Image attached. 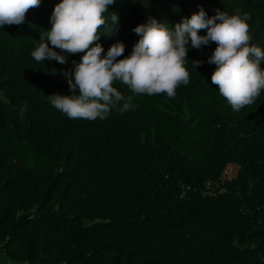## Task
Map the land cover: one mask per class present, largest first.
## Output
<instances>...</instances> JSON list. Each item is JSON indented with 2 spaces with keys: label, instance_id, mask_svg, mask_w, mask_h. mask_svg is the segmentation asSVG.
<instances>
[{
  "label": "trees",
  "instance_id": "1",
  "mask_svg": "<svg viewBox=\"0 0 264 264\" xmlns=\"http://www.w3.org/2000/svg\"><path fill=\"white\" fill-rule=\"evenodd\" d=\"M59 2L42 0L23 24L0 28L7 264H264V90L234 111L211 82L212 43L189 49L190 82L174 97L134 95L123 114L70 119L47 96L72 94L63 72L82 54L64 53L66 64L31 56ZM201 7L209 17L247 13L251 43L264 48V0H117L100 30L104 54L119 40L118 59L130 55L118 36L138 37L133 29L149 16L174 29ZM113 12L118 30L103 34Z\"/></svg>",
  "mask_w": 264,
  "mask_h": 264
},
{
  "label": "clouds",
  "instance_id": "2",
  "mask_svg": "<svg viewBox=\"0 0 264 264\" xmlns=\"http://www.w3.org/2000/svg\"><path fill=\"white\" fill-rule=\"evenodd\" d=\"M41 2L0 0V28L23 24L27 13ZM116 2L60 0L50 17L51 28L40 34L41 43L31 53L37 63L55 60L61 64L68 63L64 53L82 54L79 62L72 61V69L63 72L72 94L47 96L52 107L68 118L94 121L109 118L114 110L123 114L134 108V95L174 97L180 86L190 82L189 49L200 50L212 43L216 48L208 63L216 67L211 82L234 111L253 104L264 90V48L251 43L247 13L230 15L217 10L209 17L201 7L174 29L149 16L133 29L139 40L131 54L118 59L126 51L122 41L113 43L106 55L100 43V30L108 25L104 14ZM110 19L114 27L103 34L118 30V14L113 12ZM202 30L205 35L200 34ZM193 62L196 68L203 63ZM116 85L126 86L133 95L126 96ZM27 109L25 102L21 117Z\"/></svg>",
  "mask_w": 264,
  "mask_h": 264
},
{
  "label": "rangeland",
  "instance_id": "3",
  "mask_svg": "<svg viewBox=\"0 0 264 264\" xmlns=\"http://www.w3.org/2000/svg\"><path fill=\"white\" fill-rule=\"evenodd\" d=\"M190 14V12H189ZM51 27V25H50ZM118 38H121L122 40H125L126 42H131L132 45L131 46H134V40H131V39H138V37H134L132 34L126 35V33L124 34V36H118ZM8 263V260L3 256V255H0V264H7Z\"/></svg>",
  "mask_w": 264,
  "mask_h": 264
}]
</instances>
